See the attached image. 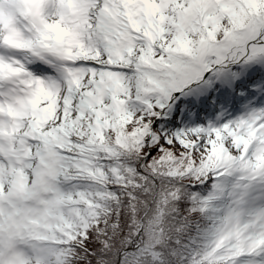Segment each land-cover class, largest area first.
I'll list each match as a JSON object with an SVG mask.
<instances>
[{
	"label": "snow or ice",
	"instance_id": "6c2138e0",
	"mask_svg": "<svg viewBox=\"0 0 264 264\" xmlns=\"http://www.w3.org/2000/svg\"><path fill=\"white\" fill-rule=\"evenodd\" d=\"M0 264H264V0H0Z\"/></svg>",
	"mask_w": 264,
	"mask_h": 264
}]
</instances>
